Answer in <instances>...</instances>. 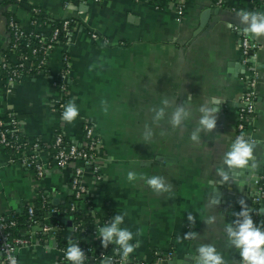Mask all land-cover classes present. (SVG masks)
<instances>
[{"label":"crops","instance_id":"obj_1","mask_svg":"<svg viewBox=\"0 0 264 264\" xmlns=\"http://www.w3.org/2000/svg\"><path fill=\"white\" fill-rule=\"evenodd\" d=\"M19 1L21 5L7 9L22 29L30 25L29 7L53 18L76 20L68 43L49 51L44 69L23 76L9 92L0 77V117L10 111L23 135L37 140L44 160L51 154L54 129L75 144L81 142L84 123L98 135L97 175L87 169L82 175L86 209L94 216L96 232L83 240L101 246L98 228L123 215L120 227L133 233L130 243L136 248L130 256L135 259L149 262L156 252L160 261L172 256L176 264H196L197 248L214 245L226 264H239L238 249L225 225L235 227L241 199L250 215L256 212L255 224L264 231V205L251 197L247 184L255 177L258 186L264 181V36L244 34L237 14L264 13V0ZM177 3L182 6L178 21ZM2 13L0 9V51L9 40ZM89 31L96 32V40ZM244 35L257 45L246 64L241 63L239 50ZM63 52L70 67L64 107L56 113L50 108L58 96L52 81ZM251 65L258 73L254 111L244 130L238 131L239 95ZM73 100L79 115L68 124L61 117ZM202 106L219 107L211 131L199 128ZM181 107L188 115L174 127L173 112ZM160 109L163 117L156 121ZM193 133L198 141L191 140ZM241 134L252 143L258 167L249 165L233 174L223 157ZM12 158L0 145V215L31 205L38 189L52 202L68 196L69 167L50 165L40 179H34ZM221 168L228 172V182H221L217 174ZM129 172L136 173L134 181L127 179ZM152 176L164 177L171 190L154 193L145 183ZM189 214L195 217L194 224ZM209 217L215 218L212 224L205 222ZM69 227L54 238L33 235L28 246L17 249V263L56 264L55 239L68 240ZM188 232L196 233V238L184 239Z\"/></svg>","mask_w":264,"mask_h":264},{"label":"built area","instance_id":"obj_2","mask_svg":"<svg viewBox=\"0 0 264 264\" xmlns=\"http://www.w3.org/2000/svg\"><path fill=\"white\" fill-rule=\"evenodd\" d=\"M91 1L95 4H101L106 3L109 0ZM131 1L137 2L148 0ZM220 2V0H217L218 4ZM175 14L176 20L178 21L182 15V6L180 3H177L176 5ZM29 24L28 29H22L15 21L14 17L11 16L6 20V27L9 29L14 42L9 46L10 50H13L14 52L10 51L7 53V55L12 56L11 59L7 61L3 55L0 56V70L4 73L2 80L6 92H9L13 84L17 83L23 76L29 75L30 71L35 70L32 73L40 72V70L46 65L49 51L59 43L67 44L69 36L75 27L68 28L69 20L67 19H64L61 22L60 27H53L48 32L46 30L47 28L39 27L40 24L43 23H40L37 20L29 19ZM60 32H63V37L66 38L63 41L58 40ZM88 35L91 39L97 38V34L94 31H89ZM30 39H36L41 45L38 48H31L29 53H18L15 49V45L23 44L24 46H28ZM256 49L257 45L254 41L248 39L246 35L241 36L239 40L241 63H248V60L254 57ZM38 52H40L41 56H38ZM69 67L68 54L63 52L60 56L59 70L52 81L58 96L52 100L50 108L56 113L61 112L64 107V93L67 87ZM257 79V70L254 65H251L245 77L244 89L239 95L236 122V129L238 131H243L245 124L252 118L256 97ZM20 130L19 123L14 118L13 114L10 111L6 112L0 117V145L12 153L13 161L15 160L22 167L30 169L34 179H40L46 168L50 167V165H54L58 168L69 167L71 172L68 184V195H70L68 211H74L76 208V202L82 197L86 198V189L82 180L84 170H90L94 175H97L95 160L97 159L98 148L101 145L98 135L90 125L84 123L82 125L81 142L75 144L66 140L60 130L54 129L51 142L52 151L49 158L44 160L39 156L37 140L27 139ZM258 188L261 194H263L264 181L260 183ZM40 191L41 190L39 189L37 190V196ZM40 198L43 202L41 208H43L44 203L52 202L46 197L45 193L40 194ZM84 201L88 203L87 198ZM47 212H49L50 215H54L58 210L55 206H52ZM26 213L31 220V225H27L23 228L21 234L18 236H11L10 232L7 230L15 225L14 220L9 219L8 214L0 215V264H11L10 258L16 260L15 254L17 249L28 246L30 244V238L33 235L41 238H54L56 234L64 229L59 222H49L48 224H45L33 219V208L31 205L26 207ZM71 229L74 231L75 227L73 226ZM93 234H95V232L88 235ZM55 248L57 251L56 264H65L67 261V247L65 248L64 246H58L56 244ZM116 249L117 246L114 245L113 248L107 252L106 249L101 246L96 247L91 243L86 242L85 246L81 247V250L87 257L84 264H102L105 258L110 260V264H124V262L121 261V255L116 254L118 253ZM167 255H169V253H167ZM153 256L155 257V261H159L161 258L156 252H153ZM137 261L135 262V260H131L129 257L126 264H144L143 260ZM238 261L239 264H242L239 250Z\"/></svg>","mask_w":264,"mask_h":264},{"label":"clouds","instance_id":"obj_3","mask_svg":"<svg viewBox=\"0 0 264 264\" xmlns=\"http://www.w3.org/2000/svg\"><path fill=\"white\" fill-rule=\"evenodd\" d=\"M240 18L241 24L245 25L243 33L256 37L259 39L264 36V13L260 12H247L241 11L237 14ZM231 27V24L227 25ZM105 103L102 101V104ZM167 103V101H165ZM218 103V102H217ZM219 107H204L199 110L203 113V116L199 120V128L211 131L216 126V113ZM107 111V109H105ZM163 109L156 112L155 120L159 121L163 117ZM79 115V110L73 101H70L64 108L62 113V120L68 124L73 123ZM188 113L184 108H177L173 112L170 123L174 127H178L181 123L182 117L187 116ZM199 131V129H198ZM150 135V133L148 134ZM192 141H198L199 137L197 133L191 135ZM254 148L249 140H246L244 135L241 134L236 137L232 143L230 150L227 151L223 157V163L227 166L228 171L233 174H238L240 170L245 169L251 165V168L258 167L257 162L253 156ZM222 178L223 182L229 181L228 172H225L223 168L218 170L217 173ZM137 178L135 172H129L127 179L134 181ZM145 183L150 189L156 193L161 194L169 192L171 190V184H165L164 177L152 176L145 180ZM220 200H215V203H219ZM241 211L234 213L237 219L233 224H226L225 230L232 245L239 250L242 264H264V231L259 226L254 224L250 215V210L243 199L239 201ZM243 217L241 221L239 218ZM214 217H209L205 222L212 224ZM190 223H195V217L191 214L188 215ZM124 221L123 215H116L107 226L99 227L97 236L102 237V246L107 248L111 242L117 245L116 249L121 255V261L126 264L130 254H132L136 248L135 244L130 243L133 240V233L126 228H121L120 225ZM196 233L188 232L184 235V239H195ZM230 245V246H232ZM196 264H226L225 260L220 253L217 252L214 245H200L197 248ZM66 259L71 264H84L87 259L86 254L81 250L78 244L69 242V246L66 251ZM11 264H17L14 258H10ZM102 264H110V260L105 258Z\"/></svg>","mask_w":264,"mask_h":264},{"label":"trees","instance_id":"obj_4","mask_svg":"<svg viewBox=\"0 0 264 264\" xmlns=\"http://www.w3.org/2000/svg\"><path fill=\"white\" fill-rule=\"evenodd\" d=\"M72 1L74 2L75 0H72ZM18 4L21 5V2L18 0H0V9L1 10L3 9L2 14L6 20L13 15L12 12L7 9L8 6L18 5ZM27 11L29 14V19L30 20H37L38 22L43 23V24H40L39 27L47 28L46 29L47 32L50 29H52L53 27H60L61 22L64 20V19L50 17L49 15L45 14L41 9L36 8V7H29L27 9ZM66 19L69 20L68 28H73L76 25L75 19H73V18H66ZM6 29H7L6 31H7L9 40L6 44V47L0 51V55H3L4 58L7 61H9V59H11L12 56L7 55V53L10 51H13V50H10L9 46H10V44H12L14 42H13V38L11 36L9 29L7 27H6ZM65 39L66 38L63 37V32H60L58 35V40L63 41ZM40 45L41 44L36 39H30L28 46H24L23 44H16L15 49L18 53H29L31 48H38ZM37 54H38V56H41L40 52H38ZM42 69H44V68H42ZM34 71H30L29 75L35 74V73H32ZM3 76H4V73L2 72V70H0V77L2 79H3ZM42 193L43 192L40 191L37 198L31 203V206L33 208V219H35L39 222L45 223V224L46 223L48 224L49 222H52V223L59 222L62 225V227H64V229H67L66 226H70L69 227L70 236H69L68 240H60V237H58V236L55 239V243L58 246H64L66 248V247H68L69 242H71L73 244H78V246L80 248L82 246H85L86 242L83 240V238L90 233L96 232L94 216L88 211V209H86V208H88V203H86L84 201L86 198L82 197L81 199H79V201L76 202V208L74 209V211L71 212V211H68V206H69V202H70V199H69L70 195H68L63 201H60V202H51V203L46 202L43 204V208H41V204L43 202H42V199L40 198V194H42ZM52 206H55L58 210V212L54 215H52V214L50 215V213L47 212L49 210V208ZM26 207L27 206H25L20 211L11 212L8 214V218L14 220V222H15L14 226L7 229L10 232L11 236L20 235L23 228H25L27 225L28 226L31 225V220L28 218L27 213H26ZM256 215H257L256 212L253 210V214L251 215L252 219L254 217H256ZM253 222H254V224L256 223L255 219H253ZM73 226L75 227L74 231H72V229H71ZM99 243H100V241H99ZM113 246L114 245H112V244L108 245L107 248H105L106 251L109 252L110 249L113 248ZM117 248H118V246H117ZM116 254L120 255L119 252ZM129 257L131 258V260H135V262L137 260L141 261L140 259H135L132 256H129ZM154 258L155 257L151 255V260L149 262L144 261V264H151L153 262ZM65 264H71V262L67 260Z\"/></svg>","mask_w":264,"mask_h":264},{"label":"water","instance_id":"obj_5","mask_svg":"<svg viewBox=\"0 0 264 264\" xmlns=\"http://www.w3.org/2000/svg\"><path fill=\"white\" fill-rule=\"evenodd\" d=\"M258 183L259 179L257 177L255 178H250V181L247 183L248 185L251 186L252 191H251V197L255 198L258 205L260 207H263L264 205V195L261 194L259 188H258ZM68 224V223H67ZM154 264H176L175 259L171 256L169 259H166L164 261H157Z\"/></svg>","mask_w":264,"mask_h":264}]
</instances>
